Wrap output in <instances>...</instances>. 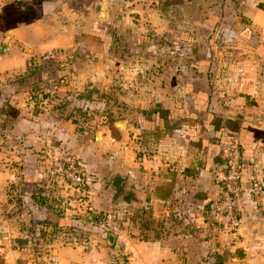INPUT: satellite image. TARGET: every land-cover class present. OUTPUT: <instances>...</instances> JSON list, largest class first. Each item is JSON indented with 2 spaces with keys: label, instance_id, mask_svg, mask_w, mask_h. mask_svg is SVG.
Returning <instances> with one entry per match:
<instances>
[{
  "label": "crops",
  "instance_id": "1",
  "mask_svg": "<svg viewBox=\"0 0 264 264\" xmlns=\"http://www.w3.org/2000/svg\"><path fill=\"white\" fill-rule=\"evenodd\" d=\"M235 144L264 181V0H0V264H264V202L215 226Z\"/></svg>",
  "mask_w": 264,
  "mask_h": 264
},
{
  "label": "built area",
  "instance_id": "2",
  "mask_svg": "<svg viewBox=\"0 0 264 264\" xmlns=\"http://www.w3.org/2000/svg\"><path fill=\"white\" fill-rule=\"evenodd\" d=\"M25 3L27 0H15ZM51 160V174L68 182L79 191H84L88 185V178L82 165L69 153L58 155L48 154ZM241 152L237 144L228 149L225 164L216 174L220 187L219 200L214 209L215 226L230 235L236 234L240 227L239 202L247 193L254 203L261 205L264 202V181L252 179L248 189L240 186Z\"/></svg>",
  "mask_w": 264,
  "mask_h": 264
},
{
  "label": "rangeland",
  "instance_id": "3",
  "mask_svg": "<svg viewBox=\"0 0 264 264\" xmlns=\"http://www.w3.org/2000/svg\"><path fill=\"white\" fill-rule=\"evenodd\" d=\"M135 210H119L115 215L114 219L112 218L110 222L107 223V227L106 229H117L118 231H123L124 233H128V232H133L135 233L136 229V225H134L135 227L133 228V226L127 225V221L126 220H131V222H133V224H136L137 220L135 219ZM98 224V223H97ZM135 230V231H133ZM108 232V230L106 231ZM95 234V233H94Z\"/></svg>",
  "mask_w": 264,
  "mask_h": 264
},
{
  "label": "water",
  "instance_id": "4",
  "mask_svg": "<svg viewBox=\"0 0 264 264\" xmlns=\"http://www.w3.org/2000/svg\"><path fill=\"white\" fill-rule=\"evenodd\" d=\"M97 9H100V5H98ZM131 179L126 178L125 180L120 177L116 176L112 181V187L116 190H119L116 197V203L119 204L123 201L126 197H128L131 188ZM114 239V237H112Z\"/></svg>",
  "mask_w": 264,
  "mask_h": 264
}]
</instances>
